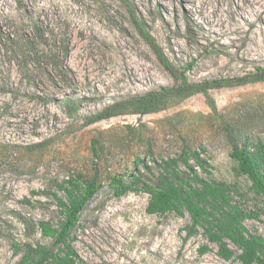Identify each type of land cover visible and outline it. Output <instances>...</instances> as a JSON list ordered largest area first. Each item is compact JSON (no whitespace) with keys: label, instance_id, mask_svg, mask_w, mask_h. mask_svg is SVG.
Instances as JSON below:
<instances>
[{"label":"rangeland","instance_id":"374dc122","mask_svg":"<svg viewBox=\"0 0 264 264\" xmlns=\"http://www.w3.org/2000/svg\"><path fill=\"white\" fill-rule=\"evenodd\" d=\"M129 1L171 62L181 70L192 65L191 82L264 66V0ZM63 47L70 49L66 76L47 60ZM174 84L121 0H0V264H20L18 245L51 243L38 224L63 220L53 195L65 198L57 184L77 173L102 187L72 232L89 264H241L221 259L203 229L186 239L187 213L150 215L148 194L117 197L111 182L141 171L155 185L161 159L204 149L211 167L198 169L202 177L238 185L244 197L236 201L261 208L231 153L243 134L264 141V82L212 90L217 114L197 94L156 113L127 110L85 126L110 105ZM66 99L77 107L72 115ZM140 160L151 172L136 166ZM244 224L264 237V217Z\"/></svg>","mask_w":264,"mask_h":264},{"label":"trees","instance_id":"16d2710c","mask_svg":"<svg viewBox=\"0 0 264 264\" xmlns=\"http://www.w3.org/2000/svg\"><path fill=\"white\" fill-rule=\"evenodd\" d=\"M121 1L127 5L137 33L150 47L162 67L172 76L175 84L110 105L89 117L85 126L124 114L127 110L137 115H149L158 112L171 99H187L197 94H202L217 114L215 101L210 94L212 90L264 82V66H255L253 72L241 77L191 82L187 72L192 65L178 69L150 31L147 22L136 12L133 4L129 0ZM188 30L190 32V28ZM27 47V53L31 55L34 47L30 44ZM69 53L70 49L63 47L47 55L49 63L64 76V59ZM63 104L71 108V115L77 111L73 100L66 99ZM238 139H235L231 153V158L236 163L234 170L238 175L245 177L251 184L250 190L262 198V207L257 210H246L241 202L236 201L235 196L244 197L238 185L202 177L198 169L209 173L211 167L208 160L202 157L204 149H185L177 157L161 159L155 185L144 180L145 175L138 171L137 175H130L128 181L123 176L113 178L111 188L117 197L139 191L148 194L150 198L146 210L150 215L187 213L192 223L184 229L187 232L186 239L194 237L199 233V229H203L208 241L217 245L218 256L225 261L237 259L241 264H264V237L252 233L244 224L246 220H260L264 217V141L248 134H243L241 139ZM94 152L97 153L96 149ZM191 161H194L195 165ZM139 165L151 172V167L144 164L143 160L136 162V166ZM182 166L185 167L184 171ZM57 187L65 194V198L53 195L58 209L63 214V220L58 226L47 221L38 224L42 236L51 240L50 244L38 242L16 246V252L21 255L20 264H89L76 250L72 232L77 227L82 212L101 190V184L96 177L87 179L77 173L62 184H57ZM232 246L237 247L240 254L236 255ZM210 250L208 246H204L201 253L206 254Z\"/></svg>","mask_w":264,"mask_h":264}]
</instances>
